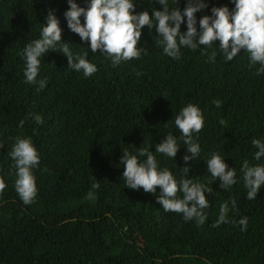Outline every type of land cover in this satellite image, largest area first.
Wrapping results in <instances>:
<instances>
[{
  "label": "trees",
  "instance_id": "trees-1",
  "mask_svg": "<svg viewBox=\"0 0 264 264\" xmlns=\"http://www.w3.org/2000/svg\"><path fill=\"white\" fill-rule=\"evenodd\" d=\"M75 2L87 8L90 0ZM133 3L135 12L151 15L153 8L162 9L158 0ZM205 3L195 14L198 29L200 17L211 15L212 7L234 8L232 0ZM168 5L183 11L186 0H168ZM68 8L67 0H0V178L7 185L0 193V264H264V186L254 200L247 199L241 171L245 161L264 166V157L254 159L252 145L253 139L264 142L260 65L250 66L243 50L226 61L219 41L197 50L181 47L180 58L173 59L163 52L155 27L145 26L139 46L146 52L113 66L106 54L92 53L88 42L68 28ZM49 9L74 56L87 51L85 58L98 71L85 77L67 67L66 56L50 50L37 77L47 84L37 91L38 85L26 82L22 53L39 38ZM186 27L182 23L180 30ZM215 100L222 106L216 107ZM188 104L201 109L204 128L193 134L199 157L185 162L183 156L191 154L174 121ZM34 115L43 123L37 124ZM170 134L180 143L174 160L155 152ZM17 137H30L40 156L32 170L38 192L29 205L15 190L9 152ZM139 147L149 148L158 168L168 169L178 182L192 179L212 188L205 193L209 207L202 225L165 212L157 202L159 188L151 194L125 186L119 158L125 151L137 154ZM213 154L236 170L231 188H220L207 171ZM95 183L99 188L92 187ZM225 202L227 222L216 227ZM244 217L247 229L242 231Z\"/></svg>",
  "mask_w": 264,
  "mask_h": 264
},
{
  "label": "clouds",
  "instance_id": "clouds-1",
  "mask_svg": "<svg viewBox=\"0 0 264 264\" xmlns=\"http://www.w3.org/2000/svg\"><path fill=\"white\" fill-rule=\"evenodd\" d=\"M178 4V0H176ZM234 8L227 6L212 7L211 15H203L199 19L197 28L196 13L207 7L205 0H186L183 11L176 7L170 9L168 0H158L161 10L135 12L133 0H90L87 8L77 5L75 0H67L69 8L64 15L68 28L79 35L81 41H87L92 53H103L110 58L113 66L121 62L139 59L146 48L139 46L142 37V28L155 27L159 42L163 45V52L173 58L179 59L181 47L197 50L201 45L211 47L219 41V49L224 54L226 61H231L241 50L249 54L250 66L259 64L257 74L264 73V0H232ZM81 16L84 22L81 23ZM186 18V19H185ZM47 23L38 39L28 43L22 55L25 59L24 76L26 82L38 85L37 91L43 90L47 79L37 80L42 57L50 50L62 53L67 57L69 68L82 72L85 77L95 74L98 69L87 57L86 51L83 56H74L69 45L62 40V29L53 10L49 9L46 16ZM155 21V23H154ZM182 23H186V31H181ZM216 53L213 52L210 60H214ZM139 75V73H137ZM216 107H221L222 102L215 100ZM37 124L43 123L41 116L32 117ZM25 121L19 125L23 127ZM182 134V142L187 146L191 155H184L183 160L199 157L201 151L198 143L194 142L193 134H199L204 128V117L201 109L188 104L183 107L174 121ZM225 125V121H219ZM252 145L257 149L254 159L264 157V142L253 139ZM2 147V145H0ZM180 147V143L173 135H168L160 143L155 145V152L174 158ZM9 156L14 161L16 170L15 190L25 205L35 202L37 196L36 178L33 169L39 165L40 156L30 137H17L12 146ZM139 157L146 159L141 162ZM174 160V159H173ZM119 162L124 165L122 177L125 186L132 190L142 189L146 193L154 194L157 188L160 193L157 202L162 205L165 212H174L183 215L185 221L195 220L202 225L206 220L205 209L209 207L205 193H211L212 188L207 187L192 179L177 181L168 169H159L157 160L149 148H138L137 154L123 152ZM207 171L213 181L219 180L222 189L231 188L237 182V173L230 168L224 159L213 154L206 161ZM188 172L187 167L184 168ZM242 171V179L248 189L246 198L254 200L261 186H264V166H249L245 161ZM7 185L0 178V193ZM93 188H99L95 183ZM90 199L95 197L90 192ZM235 210L236 202H231ZM228 202L220 206L219 218L214 226L227 222L229 212ZM241 230L247 229V218L239 221Z\"/></svg>",
  "mask_w": 264,
  "mask_h": 264
}]
</instances>
